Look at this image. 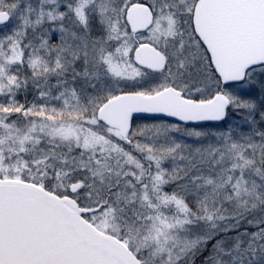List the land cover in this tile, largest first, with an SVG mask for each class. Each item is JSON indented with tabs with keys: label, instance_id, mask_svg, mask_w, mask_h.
Masks as SVG:
<instances>
[{
	"label": "snow or ice",
	"instance_id": "obj_1",
	"mask_svg": "<svg viewBox=\"0 0 264 264\" xmlns=\"http://www.w3.org/2000/svg\"><path fill=\"white\" fill-rule=\"evenodd\" d=\"M0 264H264V0H0Z\"/></svg>",
	"mask_w": 264,
	"mask_h": 264
}]
</instances>
